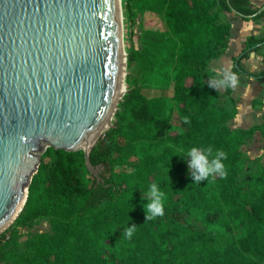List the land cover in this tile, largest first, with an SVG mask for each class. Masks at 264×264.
<instances>
[{
	"label": "trees",
	"instance_id": "16d2710c",
	"mask_svg": "<svg viewBox=\"0 0 264 264\" xmlns=\"http://www.w3.org/2000/svg\"><path fill=\"white\" fill-rule=\"evenodd\" d=\"M131 8L149 24L143 50L127 54V67L137 62L139 78L128 79L133 86L112 143L98 140L88 155L108 176L91 175L81 150L47 147L15 221L46 216L52 233L30 238L32 251L18 255L15 264H264V166L257 156L255 169L245 171L248 157L241 149L256 131L264 134V118L232 128L228 121L237 108L227 107L231 90L217 91L207 82L209 61L228 44L231 25L223 15L233 9L241 19L255 20L264 10L254 15L258 7L250 0H132ZM262 46L264 35L246 37L231 69L264 78V70L240 66ZM144 89L158 93L147 96ZM193 146L223 150L227 178L193 183L178 155ZM151 183L167 199L164 215L145 222L142 192ZM193 207L206 223H232L236 237L180 226L173 214ZM133 224L132 239H124V228ZM8 257L11 249L0 247V260Z\"/></svg>",
	"mask_w": 264,
	"mask_h": 264
},
{
	"label": "water",
	"instance_id": "95a60500",
	"mask_svg": "<svg viewBox=\"0 0 264 264\" xmlns=\"http://www.w3.org/2000/svg\"><path fill=\"white\" fill-rule=\"evenodd\" d=\"M124 68L119 0H0V233L21 211L47 147L82 148L100 179L88 155Z\"/></svg>",
	"mask_w": 264,
	"mask_h": 264
},
{
	"label": "rangeland",
	"instance_id": "374dc122",
	"mask_svg": "<svg viewBox=\"0 0 264 264\" xmlns=\"http://www.w3.org/2000/svg\"><path fill=\"white\" fill-rule=\"evenodd\" d=\"M132 0H119V16H120V34H121V44L123 47V51L125 53V68L123 73V82H122V94L117 99L115 104V109L112 113V118L109 124V127L101 132L99 137L97 138L95 144L98 140L103 141L102 143L110 145L112 143L114 136L112 134V129L115 126V123L119 120L122 114V104L124 103V99L127 95V90L133 86L131 81H128L129 78H139V72L137 71L138 63L134 61L133 65L127 67V54L131 50L142 51L144 48V28H146L149 24L145 21L144 16L131 8ZM225 17V14L223 15ZM234 17V15H233ZM238 20L245 23L244 29L247 32L246 35H262L264 34V20L258 19H249L244 20L240 19L236 16ZM232 20L234 18H231ZM233 24V29H235V24ZM232 44H234V40H231ZM264 49V46L261 47ZM240 50L236 51L234 54H238ZM263 62L258 58V56H253L249 59H245L240 62V66L247 71L250 72H260V70H264V66H262ZM239 85L233 90L232 95L238 98V115H236L235 119L229 120V125L232 128L235 127H248L255 124H259L263 122L264 118V78L259 80L255 78H251L243 73L238 74ZM251 83V84H250ZM253 83H256L257 87H254ZM258 91H261L260 96H258ZM143 93L147 96H153L158 93L155 89H144ZM227 107L230 109L233 106H236V102L228 100ZM257 133V134H256ZM93 145V147L95 146ZM264 134L260 131H256L253 134V137L248 140L244 146L241 147L244 155L248 157V160L245 162V171L254 170L256 167V157L260 156V162L262 166H264ZM92 147V148H93ZM91 148V149H92ZM46 151V150H45ZM44 151V152H45ZM43 152V153H44ZM42 153V154H43ZM98 169V173L101 176L106 177L108 174L104 173L101 167H96ZM83 179L86 180L85 175H82ZM24 206V205H23ZM23 208V207H22ZM22 210V209H21ZM169 211H175L174 209L167 208L165 210L166 213ZM20 213V212H19ZM19 215V214H18ZM177 219V222L180 226L188 227L192 230H203L210 232L214 235H226L236 237L239 230L232 223H224L222 221L216 223H206L202 219L201 211L193 207L187 212H185L182 216H178V213L173 214ZM17 218V217H16ZM15 218V220H16ZM13 221L5 230L0 233V247L4 249H11L12 257H8L4 260H0V264H15L16 257L18 255L27 256L32 251L29 247L28 240L34 236L39 234H51V226L49 223V218L39 217L34 215L33 217L25 220L24 222L17 223ZM2 235H7L6 237ZM230 239V237H227Z\"/></svg>",
	"mask_w": 264,
	"mask_h": 264
},
{
	"label": "clouds",
	"instance_id": "9594fccd",
	"mask_svg": "<svg viewBox=\"0 0 264 264\" xmlns=\"http://www.w3.org/2000/svg\"><path fill=\"white\" fill-rule=\"evenodd\" d=\"M208 78V86L216 89L235 90L239 85V78L230 67L221 69L212 68ZM185 123H189L187 117ZM181 155L188 163L193 183H201L219 176L226 179L228 176L227 168L223 161L227 159V154L223 150L214 151L212 146L191 147L188 150H181ZM190 158V159H189ZM142 199L147 203L143 205L145 222L153 221L164 215V205L167 199L166 193L162 191L156 183H151L148 189L142 192ZM136 231V225L124 228L122 237L131 240Z\"/></svg>",
	"mask_w": 264,
	"mask_h": 264
},
{
	"label": "crops",
	"instance_id": "0c3cea01",
	"mask_svg": "<svg viewBox=\"0 0 264 264\" xmlns=\"http://www.w3.org/2000/svg\"><path fill=\"white\" fill-rule=\"evenodd\" d=\"M263 3H264V0H250V4H251L252 8H257V7L261 6ZM233 15H234V17H233ZM225 16H226L227 20L230 22V25H231L230 31H229V35H228V44H227V47L225 48L224 52L219 57L214 58V59L209 61L208 66L211 69L212 68L221 69V68H223L225 66L231 68L233 66L232 58L237 55V54H234V53L236 51L242 49L244 40L246 39V37L250 36V35H246L247 32L244 29L245 23L240 21V20H238V19H236L237 17H236V15L233 12L225 13ZM231 18H234V19L232 20ZM258 20H264V16L259 18ZM233 22L235 24V29H233V24H232ZM262 35H264V34H262ZM254 36H258V35H254ZM259 36H261V35H259ZM232 38H233V40L235 42L234 44H232V42H231ZM256 55L263 62L262 66H264V49L259 48L257 51L251 52L249 54V56L247 58H245V59H249V58H251L253 56H256ZM243 60L244 59H242L241 62ZM260 71H263V69L260 70ZM248 72H250V71H248ZM251 73H256V72H251ZM238 74H240V73H237V75ZM207 82H208V79H207ZM253 84H254L253 85L254 87H257L256 83H253ZM222 90L223 89H220L219 91H222ZM232 93H233V90H231V95L230 96L236 102V108H237V114L236 115H238V112H239V110H238V98L233 96ZM258 93H259L258 96H260L261 91H258ZM263 97H264V95H263ZM235 117L232 118V119H235ZM228 124H229V121H228ZM248 127H250V126H248ZM248 127H241V128H248Z\"/></svg>",
	"mask_w": 264,
	"mask_h": 264
},
{
	"label": "bare ground",
	"instance_id": "6f19581e",
	"mask_svg": "<svg viewBox=\"0 0 264 264\" xmlns=\"http://www.w3.org/2000/svg\"><path fill=\"white\" fill-rule=\"evenodd\" d=\"M122 90H123V88H122V85H121V86L118 87V91H117V95H116V100L115 101H117V99L123 93ZM114 109L115 108H113L112 113H113ZM112 113L110 114V116L108 117L107 121L105 122V125H103V128L100 131V134H101V132L105 131L109 127V124H110V121H111V118H112ZM81 151H83L82 148H81Z\"/></svg>",
	"mask_w": 264,
	"mask_h": 264
}]
</instances>
